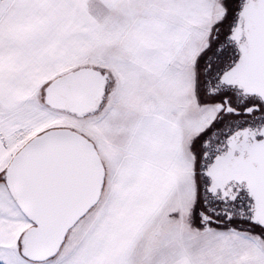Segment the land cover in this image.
<instances>
[{
    "label": "snow or ice",
    "instance_id": "obj_1",
    "mask_svg": "<svg viewBox=\"0 0 264 264\" xmlns=\"http://www.w3.org/2000/svg\"><path fill=\"white\" fill-rule=\"evenodd\" d=\"M0 264H264V0H0Z\"/></svg>",
    "mask_w": 264,
    "mask_h": 264
}]
</instances>
